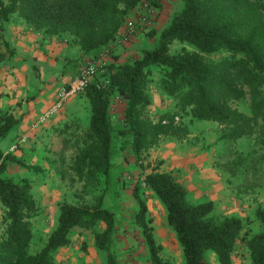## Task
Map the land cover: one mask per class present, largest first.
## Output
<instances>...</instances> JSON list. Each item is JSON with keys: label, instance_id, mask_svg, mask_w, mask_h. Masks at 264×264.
<instances>
[{"label": "trees", "instance_id": "1", "mask_svg": "<svg viewBox=\"0 0 264 264\" xmlns=\"http://www.w3.org/2000/svg\"><path fill=\"white\" fill-rule=\"evenodd\" d=\"M142 1L0 0V22L16 14L47 34L68 32L91 58L112 40ZM143 35L157 37L156 45L121 63L115 56L113 62L104 64V86L91 83L86 88L90 103L87 128L80 132L75 124L66 123L59 131L63 134L61 150L67 147L74 152L72 178L80 182L82 195L92 204L61 203L56 227L36 252L28 250L31 219L37 214L32 183L27 177L6 175L7 165L18 159L0 149V204L4 211L0 264H56L57 250L69 245L71 230L76 227L92 232L96 247L106 253V264H119L112 250L114 216L103 206L114 134L128 137L130 151L139 155L162 136L184 135L186 127L175 123L174 117L185 113L194 120L216 122L224 143L255 136L264 150V0H182V7L166 26ZM174 42L181 49L171 53ZM151 67L159 69L158 87L174 105L172 113L163 112L155 119L144 114L151 103L147 90ZM116 96L126 102L118 127L109 112ZM245 96L250 100L249 114L232 106ZM15 123L11 113L0 112V140ZM237 160L244 173L254 175L264 161V151L256 156L239 153ZM143 181L166 210L167 223L182 249V264H210L206 251H212L219 264H230L238 241L247 248L251 264H264V209L255 210L261 230L249 236L241 218L217 214L210 200L191 202L186 188L172 173L153 169ZM133 195L139 207L134 220L142 228L150 259L153 264H166L145 220L146 204L136 188ZM99 222L105 227L96 231Z\"/></svg>", "mask_w": 264, "mask_h": 264}, {"label": "rangeland", "instance_id": "2", "mask_svg": "<svg viewBox=\"0 0 264 264\" xmlns=\"http://www.w3.org/2000/svg\"><path fill=\"white\" fill-rule=\"evenodd\" d=\"M143 36L144 40L137 49V54L127 57L125 61L139 56L141 50L152 49L156 45L157 37ZM180 49L181 45L177 42L170 45L171 53ZM150 76L147 90L151 103L145 108L144 114L155 119L163 112L172 113L174 105L173 100L164 95L158 87L159 69L151 67ZM84 93L85 91L73 98H78ZM153 94L157 102L155 107L150 108L154 104ZM232 106L244 113H250L248 96L233 102ZM125 108L124 100L113 97L109 104V112L116 127L124 119ZM84 110L85 106L78 116L67 121L78 126L80 132L88 126L89 116ZM174 121L185 126L187 132L180 137L162 136L154 147L139 155H134L130 151L128 137L113 135V157L103 206L114 216L112 250L119 264H153L142 228L134 220V215L139 209L133 195L135 188L146 204L145 220L151 228L156 244L160 245L159 257L166 264H182V249L174 231L167 223L166 210L143 181L151 170L165 165L163 159L150 158L149 152L160 142H166L180 153L189 152L194 158H198L192 162L193 167L184 165V170H181L183 166H178L175 171L172 169L178 181L188 184L187 197L191 202L212 199L210 201L214 204L215 212L222 216L235 215L241 218L245 225L244 230L249 236L261 230V225L255 218V210L264 209V161L260 164L259 171L252 175L250 172L244 173L237 160L239 153L244 156H256L264 151L257 138L244 136L233 143H224L220 137L219 125L214 121L194 120L185 113L176 115ZM20 137L15 136L10 145L3 148L6 153L13 154L18 159V162L7 165L5 173L14 179L27 177L32 183L31 194L35 200L37 214L31 219L32 239L28 250L33 253L42 248L56 227L61 203L92 204V201L86 195H82L80 182L72 178L70 170L74 153L72 150L66 147L62 151L61 146L54 152L55 150L43 143L36 147L30 143L18 144ZM11 146H15L13 151L10 150ZM189 170L191 172L187 176ZM192 183H195V187L190 189ZM104 227L105 224L99 222L96 231H101ZM205 258L210 264H219L212 251H206ZM55 261L56 264L107 263L106 253L96 247L92 232L77 227L71 230L69 245L57 250ZM230 264H251L247 248L241 241L235 245Z\"/></svg>", "mask_w": 264, "mask_h": 264}, {"label": "crops", "instance_id": "3", "mask_svg": "<svg viewBox=\"0 0 264 264\" xmlns=\"http://www.w3.org/2000/svg\"><path fill=\"white\" fill-rule=\"evenodd\" d=\"M160 7V20L164 27L180 10L182 0H161ZM143 40V35H137L129 45L117 48L115 56L118 63L137 54ZM0 55V112L11 113L16 119L7 136L0 140V149L6 153L3 148L8 147L15 136L26 135L27 141L23 145L30 143L36 147L43 143L57 151L63 141L59 131L67 121L78 116L83 106L87 116L90 115V103L85 94L67 101L60 113L46 124L35 129L31 124L52 104L56 91L78 73L90 55L80 50L68 32L47 34L26 24L16 14L0 22ZM153 98L154 104L150 108L156 106L157 99ZM149 153L150 158L165 160V165L156 171L172 174L173 168L175 171L178 166H183L181 170L185 169L184 165L193 167L192 162L198 159L189 152L180 153L166 142H160ZM187 172L188 176L191 171ZM183 185L188 193V184ZM194 187L195 183H192L190 189ZM224 200L227 202L226 198ZM3 212L0 204V238L4 232Z\"/></svg>", "mask_w": 264, "mask_h": 264}, {"label": "built area", "instance_id": "4", "mask_svg": "<svg viewBox=\"0 0 264 264\" xmlns=\"http://www.w3.org/2000/svg\"><path fill=\"white\" fill-rule=\"evenodd\" d=\"M160 4L161 0H143L135 6L132 15L124 20L112 40L100 49L96 56L87 59L78 73L56 91L52 104L32 122L31 128L35 129L46 124L52 117L60 113L67 101L83 93L91 83L104 86L106 83L103 75L104 64L115 60L117 48L129 45L137 35L163 28L160 20L162 16ZM115 98L119 99L120 97L116 96ZM26 141L27 136L21 135L18 144H24ZM14 147L11 146L10 150L13 151Z\"/></svg>", "mask_w": 264, "mask_h": 264}]
</instances>
